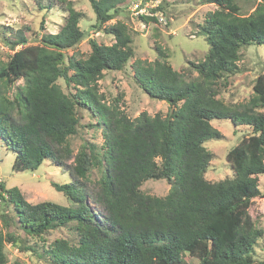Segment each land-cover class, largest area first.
Wrapping results in <instances>:
<instances>
[{
	"label": "trees",
	"instance_id": "obj_1",
	"mask_svg": "<svg viewBox=\"0 0 264 264\" xmlns=\"http://www.w3.org/2000/svg\"><path fill=\"white\" fill-rule=\"evenodd\" d=\"M131 1L90 0L94 27L116 19ZM186 1L217 7L199 25L210 45L206 58L178 72L158 46L156 61L132 64L136 85L169 104L165 116L143 112L131 119L118 99L107 104L99 93L104 72L122 71L134 58L131 32L121 21L105 28L115 43L91 40L86 59L68 57L85 39L83 15L68 0H55L68 15L58 33L41 36L36 45H28L22 31L4 40L15 53L0 66V142L15 154L14 171L37 172L54 164L59 168L53 170L68 172L71 182L52 186L71 205L30 204L18 188L0 184V264H9L6 244L31 251L27 239L62 228L77 240L50 244L45 254L54 264H189L188 257L199 264H264L253 256L263 232L250 214L264 175V73L248 102L218 99L219 84L239 71L241 50L264 48V3L243 16L238 0ZM140 19L158 21L145 14ZM18 80L24 84L11 96ZM60 80L74 92L65 91ZM81 111L98 118L104 141L75 154L72 139L79 134ZM215 120L252 131L228 152L233 178L212 183L205 177L212 160L205 144L223 137ZM149 180H167L169 193H144Z\"/></svg>",
	"mask_w": 264,
	"mask_h": 264
},
{
	"label": "rangeland",
	"instance_id": "obj_2",
	"mask_svg": "<svg viewBox=\"0 0 264 264\" xmlns=\"http://www.w3.org/2000/svg\"><path fill=\"white\" fill-rule=\"evenodd\" d=\"M68 1L72 3L76 11L82 13L80 28L85 32V39L75 49L68 51V57L86 59L92 51L91 40L102 45L114 44V37L105 32V28L110 24L121 21L131 32L134 58L122 71L104 72L103 78L98 81V90L104 96L105 102L111 104L118 99L120 107L131 119H136L143 112L151 116L157 113L167 115L170 111L167 102L151 98L136 85L132 64L137 60L156 61L159 56L158 46L169 56V63L178 72L190 67L191 63L203 61L210 51V45L206 38L199 34V25L203 24L206 15L215 11L217 7L186 0H132L128 7L120 11L116 19L101 28H96L94 27L96 15L90 0ZM137 2L144 4L150 2L149 11L143 14L155 16L158 21L146 23L141 20L142 13L138 14L131 10L132 5ZM237 3L240 13L243 16H249L264 1L238 0ZM66 9L55 0H0V66L8 62L15 53L7 47L4 40H12L18 31H22L23 35L29 39L28 45H36L37 39L41 36L56 34L60 31L68 16ZM21 48L22 46H19L16 50ZM238 68L239 71L236 74L227 77L226 84H223V81L219 84L218 99L226 104H242L249 101L256 78L264 73V48L254 45L243 48ZM196 76L197 74L194 73V77ZM59 83L65 91L74 92V87H67L61 80ZM23 84L24 80H18L10 91L11 96ZM81 117L79 134L72 139L75 154L86 145L100 146L104 141L103 125L98 118L84 111H81ZM212 125L223 136L221 139L211 140L205 144L212 153V160L205 177L208 181L215 183L233 178L234 172L227 161L228 152L244 137L249 136L252 130L246 126L236 127L229 120H215ZM14 161L15 154L8 151L0 142V184H4L7 189L18 188L30 204L50 201L64 206L71 205L68 198L52 186L53 182L59 184L71 182L68 172L55 170L59 167L54 164L51 168L42 166L37 172H17L13 169ZM72 164L73 161H69L67 167ZM170 187L167 180H149L141 189L146 194L164 197L169 193ZM87 188L91 191L95 189L92 181L87 183ZM259 188L261 195L254 199L250 214L256 227L263 232L255 246L253 256L256 260L263 261L264 175L260 177ZM89 201L93 209L102 215V209L95 205L91 198ZM1 209H4V203H0V214ZM0 226H2L1 221ZM42 238L27 239L29 242L25 244L32 248L31 251H20L6 244L5 253L9 264H54L50 256L45 254L50 244L57 239H68L73 242L77 240V236L66 228L49 232ZM188 262L199 264L196 258L188 257Z\"/></svg>",
	"mask_w": 264,
	"mask_h": 264
},
{
	"label": "built area",
	"instance_id": "obj_3",
	"mask_svg": "<svg viewBox=\"0 0 264 264\" xmlns=\"http://www.w3.org/2000/svg\"><path fill=\"white\" fill-rule=\"evenodd\" d=\"M149 8H150V2H147V3H143V2H137L136 4L132 5L131 7V10L133 12H137L138 14L139 13H146L147 11H149Z\"/></svg>",
	"mask_w": 264,
	"mask_h": 264
}]
</instances>
